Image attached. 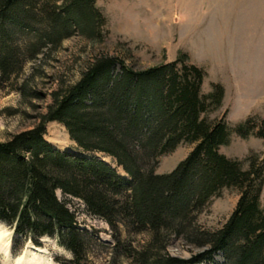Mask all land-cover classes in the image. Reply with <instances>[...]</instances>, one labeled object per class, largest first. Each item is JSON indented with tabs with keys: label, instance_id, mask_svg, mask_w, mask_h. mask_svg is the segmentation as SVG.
<instances>
[{
	"label": "trees",
	"instance_id": "1",
	"mask_svg": "<svg viewBox=\"0 0 264 264\" xmlns=\"http://www.w3.org/2000/svg\"><path fill=\"white\" fill-rule=\"evenodd\" d=\"M106 21L96 0H0V86L13 88L30 64L17 91L41 98L28 85L46 76L61 43L77 35L103 37ZM205 78L185 54L141 71L99 56L75 83L60 82L38 124L0 142V224L12 230L14 245L50 238L71 254L69 264H85L90 242L98 239L78 223L79 203L109 227L111 264H118L119 250L128 264H218L216 255L219 264H264V159L254 154L240 161L219 152L232 132L264 143V119L251 116L232 129L226 112L209 120L224 91L212 84L202 93ZM51 122L65 128L76 154L46 141ZM181 144L194 147L170 173L156 174L157 159ZM224 189L237 191L233 211L218 230L202 229L197 215ZM122 233L149 240L136 248ZM171 236L200 250L189 259L172 257Z\"/></svg>",
	"mask_w": 264,
	"mask_h": 264
},
{
	"label": "rangeland",
	"instance_id": "2",
	"mask_svg": "<svg viewBox=\"0 0 264 264\" xmlns=\"http://www.w3.org/2000/svg\"><path fill=\"white\" fill-rule=\"evenodd\" d=\"M96 7L107 20L103 37L89 40L77 35L64 40L47 61L46 76L36 77L28 85L41 98L31 94L23 96L21 90L17 91L31 74L30 64L13 88L0 86V142L33 129L39 122L38 116L51 103L49 93L60 82L64 86L75 83L85 65L99 56L117 57L133 70L141 71L185 54L190 63L206 72L202 93L210 92L212 84L223 88L222 105L207 115L209 120L226 112V123L232 129L251 116L264 119V0H96ZM45 128V139L51 146L77 153L76 144L62 125L51 122ZM193 147L194 144H181L173 152L160 156L155 173H170ZM219 152L240 161L254 154L263 160L264 143L254 136L242 139L232 132L230 143ZM98 158L116 168L111 158L103 155ZM117 170L125 176L120 168ZM237 199L236 190H222L197 215L198 225L204 230H218L230 216ZM263 200L264 185L262 203ZM76 207L80 226L94 231L98 239L97 243L90 242L85 264H111L116 254L112 250L114 242L109 227L101 219L83 212L79 203ZM12 238L11 230L0 225V264H69L72 258L53 239L43 238L39 245L20 240L14 245ZM121 238L136 248L149 240L146 234L127 237L122 233ZM30 245L44 252L39 263ZM199 250L174 236L170 237L167 249L172 257L180 259H189ZM120 256L119 250L118 264L129 263ZM214 261L219 264L222 259L216 255Z\"/></svg>",
	"mask_w": 264,
	"mask_h": 264
},
{
	"label": "bare ground",
	"instance_id": "3",
	"mask_svg": "<svg viewBox=\"0 0 264 264\" xmlns=\"http://www.w3.org/2000/svg\"><path fill=\"white\" fill-rule=\"evenodd\" d=\"M104 160H105V159H104ZM104 160H103V161H104ZM104 162H105V161H104ZM28 247H29L31 250H33L36 254H39V255H36V254H35V256H38V257L36 258V262L39 263V262H40V258H41L40 255H41V254H44V252H43L41 249H39V248H35V247L31 246V245L28 246ZM7 250H8V245L5 246V251L7 252ZM21 260H22V259H21Z\"/></svg>",
	"mask_w": 264,
	"mask_h": 264
},
{
	"label": "water",
	"instance_id": "4",
	"mask_svg": "<svg viewBox=\"0 0 264 264\" xmlns=\"http://www.w3.org/2000/svg\"><path fill=\"white\" fill-rule=\"evenodd\" d=\"M63 152L73 154V152H71V151H63ZM97 156H99V155H97ZM99 159H101V158H99ZM101 160L103 161V159H101ZM107 164H108V163H107Z\"/></svg>",
	"mask_w": 264,
	"mask_h": 264
}]
</instances>
